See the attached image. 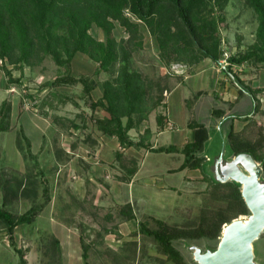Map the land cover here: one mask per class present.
I'll use <instances>...</instances> for the list:
<instances>
[{
	"label": "rangeland",
	"instance_id": "obj_1",
	"mask_svg": "<svg viewBox=\"0 0 264 264\" xmlns=\"http://www.w3.org/2000/svg\"><path fill=\"white\" fill-rule=\"evenodd\" d=\"M210 8L212 9L213 17H223V20L218 23L222 59L220 64L210 61L216 69L220 71L222 68L221 70H223L221 73H224V79L220 80L219 88H224L227 83L229 85L224 90H221L220 93H212V96H206L197 105L196 109L193 108L196 105V93L186 102L188 103L189 113L188 122L196 119L198 122L205 124L209 130V140L204 154L210 157V160L205 164V173L209 178L216 181L214 177L216 158L224 151L225 159L229 160L228 157L231 151L227 146L225 135L228 131V123L225 124L226 119H220L214 114L215 109L225 111V118L236 116L233 125L234 132L242 140L255 143L259 147V152L264 155V64L249 61L236 66L230 65L229 62V59L234 55L250 51L257 42L258 16L249 7L246 0H229L224 5V8L218 6L217 1L212 0ZM141 30L144 36L143 48L133 53V68L139 71L152 86V97H154V100L162 101V104L150 114L149 121H152L153 125H155L154 120L166 114L165 99L167 92L172 87L183 83L186 75L198 74L201 77L204 70L210 69L212 66H205L203 61L195 66L172 63L168 67L160 58L156 39L150 35L145 25L141 24ZM113 33L117 42L124 39L127 40L129 37L125 29L117 22H115ZM91 34L98 40L104 41L105 39L103 31L96 26L91 30ZM35 62L40 63L33 66H22L21 70L9 65L8 62L0 60V93L3 90L1 81H4V86L6 87L8 80L5 70H9L13 72L14 77H22V85L13 87H17V93L24 96V100H22L24 104L20 107L24 111L29 112L32 117L39 119L37 122L38 126L49 127L53 117L66 116L68 120L66 122V131L58 132L60 133L58 135L60 147H69L70 141L74 142L76 140V135L71 131L74 124L81 127L80 133H76L81 135L78 136L82 137L84 141L99 135L95 119L107 114L103 109L93 111L91 104L101 97V87L90 97L85 95L81 84L53 88L51 86L52 82L57 76L65 74V69L57 66L50 57L43 58L42 61L35 59ZM96 67V64L88 60L85 55L78 54L71 64V71L76 77L109 78L106 74L96 75ZM177 72L183 74H177ZM209 72L212 73L211 70ZM229 72L235 74L237 80H232V75ZM195 80L196 78L193 79L194 83ZM205 80L207 82L206 89L210 88L211 84L209 85V83L212 78L207 76ZM193 82L188 80L185 84L186 89L189 90V88L194 87ZM238 83H240L241 88L248 91L262 90L255 96L257 108L252 97L240 91L237 86ZM228 87L229 90H227ZM17 93L14 92L13 94L17 95ZM28 93L36 96L37 99L31 101L29 97H26ZM2 96L3 93L0 94V105L2 104ZM54 107H57V109ZM49 108H53V110ZM46 111L48 115L45 114ZM174 111L175 109H173V114ZM246 117H248L249 121ZM12 119V129L0 135V152H3V148L6 149V153L3 152L4 162L0 160V169L2 168L0 170L2 171L0 173V206L6 201V190L4 191L2 185L6 181L12 182L14 177H19L14 176V173L22 174L21 177L26 179V183L28 175H30L31 180L36 179L34 196L38 193L36 201L32 199L33 196L25 198L21 195L8 204L7 209L19 215L29 210L33 205L42 204L45 201V197L43 195V186L39 177L36 176L33 160L28 157L31 149L30 143L26 142L23 133L21 134L22 131L19 130L20 122L17 119V115ZM220 125L221 130L219 128ZM26 130L25 134L27 137L38 141L41 135L39 130ZM178 132H182V127H180ZM45 134L49 135L47 131ZM19 138L21 145L17 147L18 153L16 154L15 140ZM80 141L79 138L78 143ZM159 142L161 146L166 144L163 137L160 138ZM45 145L47 144H43V150L46 148ZM87 149L82 146V149L80 150L79 148L77 152L82 156H86ZM30 152L32 153V150ZM167 155L166 153H161L147 156L146 162L148 165L146 168L154 169L155 174H160L165 184L176 186L177 189L175 192L172 190L162 191L158 201L155 199L156 192L153 190L152 192L155 195H152V200L156 202L147 209H142L135 204L136 218L138 221H143V216L150 214V216H154L156 219L165 221L175 227L184 229L196 228L204 212L219 207V195L224 194L226 190L220 189L219 195H216L214 188L206 180L192 178L180 184L183 174L176 173L173 176H168L167 173L164 174L163 171H160L161 169L153 168L158 162H161V168L177 169L183 161L181 156L179 157V162L175 155L172 158H167ZM39 161L41 170L43 168L45 171L48 170L46 174L48 173L49 175L47 178L49 177L52 202L41 211L38 219L33 224L23 225L16 229L15 242L19 249L25 251L27 264H173L167 261V257L161 253L158 245L151 238L144 237L141 234L132 235V229L135 227L130 223L121 222V218L117 214L128 199L124 197L123 186L117 184V180L112 177V174H109L104 184L103 182H92L91 184L86 181L85 177L82 178L85 170L83 172V169L79 167L76 169L73 164L71 168L70 165L67 166L70 174L64 175L65 169L62 166L55 169L56 166H54L53 162H49L45 153L39 158ZM40 164L43 166L41 167ZM3 165L6 169L2 167ZM76 170L81 172V177ZM153 180L151 179L150 181ZM249 216H240L235 220L240 219L247 222L250 219ZM230 224L223 225L219 242L224 229ZM149 225L150 227L155 226L152 221H150ZM56 239L59 241L58 245L55 244ZM258 241L257 245L254 244V250H256L255 261L257 264H264V232ZM185 242V245L182 242H176V245L179 244L177 248L189 262H195L194 250H191V247H198L203 252H206L210 250L207 245L215 243L206 239ZM84 246H87L86 259L84 258L86 252ZM18 261V254L9 244L5 226L0 223V264H18Z\"/></svg>",
	"mask_w": 264,
	"mask_h": 264
},
{
	"label": "trees",
	"instance_id": "obj_2",
	"mask_svg": "<svg viewBox=\"0 0 264 264\" xmlns=\"http://www.w3.org/2000/svg\"><path fill=\"white\" fill-rule=\"evenodd\" d=\"M215 1L218 6L224 8L229 0ZM210 3L212 0H0V60L21 69L22 66L40 63H34L35 59L42 61L43 58L50 57L57 66L66 71L52 82L53 88L81 84L85 95L90 97L101 87V97L92 102L91 109L93 111L103 109L107 115L95 119L96 128L102 135L117 138L121 150L117 152L116 158L122 166L126 162L130 165L118 179L130 182L137 172V163L134 158L125 157L127 149L145 148L156 153L177 152L174 147L153 148L143 140L135 142L129 136L130 130L147 121L152 111L162 104L161 100H154L152 86L133 68V53L143 48L141 24L145 25L150 35L156 39L160 58L168 67L172 63L195 66L206 59L220 64L222 52L218 23L223 17L212 16ZM246 3L258 16L257 42L250 51L231 57L230 65L239 66L249 61L264 64V0H246ZM115 22L125 29L129 35L127 40L117 42L113 33ZM94 26L103 31L104 41L91 34ZM78 54L85 55L96 64V75L106 74L109 78L74 76L71 64ZM5 73L8 75L6 83L8 89L22 85V77H14L13 72L9 70H5ZM229 73L237 80L235 74ZM238 86L240 91L249 94L253 101L257 102L255 96L262 90L248 91L241 88L240 83ZM30 95L31 101L37 99L36 96ZM214 114L220 119H226L225 124L228 123L225 135L231 156L251 155L261 164L264 179V155L259 152V147L255 143L242 140L234 132L236 116L225 118V111L220 109H215ZM164 119L165 115L157 117L161 127L164 126ZM74 127L80 128L77 124H74ZM188 127L194 130V138L182 151L185 159L180 170L201 171L203 180L212 185L216 195H219L220 189H225L224 194L219 195V207L204 212L198 227L192 229L175 227L150 215L143 216L144 220L137 222L130 204L122 205L117 214L121 222H128L135 227L132 229V235L141 234L151 238L161 253L167 257V261L173 264H197L185 259L176 242L185 245V241L206 239L215 242L213 245H207L210 250L215 251L223 225L230 224L240 216L251 214L242 196L240 184L234 181L220 183L205 173L208 157L204 151L209 140L206 125L193 119L188 122ZM10 129L12 104L5 100L0 105V135L9 132ZM24 138L29 143L25 135ZM28 157L33 160L36 176L43 186L45 201L33 205L19 215L8 210V204L21 195L25 198L33 196L32 199L35 201L38 196V193L34 196L36 179L31 180L30 176H27L26 183L22 175L14 173L13 175L19 176L20 179L14 177L12 182L6 181L2 185L4 191L6 190V201L0 206V223L5 226L10 246L18 254V264H27V260L25 251L16 245V229L33 224L41 211L52 202L46 172L41 170L38 160L33 157L30 150ZM150 221L154 222V227H150ZM258 242L257 240L255 245ZM55 244H59L58 239L55 240ZM84 250L86 259L87 246H84Z\"/></svg>",
	"mask_w": 264,
	"mask_h": 264
},
{
	"label": "crops",
	"instance_id": "obj_3",
	"mask_svg": "<svg viewBox=\"0 0 264 264\" xmlns=\"http://www.w3.org/2000/svg\"><path fill=\"white\" fill-rule=\"evenodd\" d=\"M208 60H204V65L205 66L210 65L212 67L210 69L204 70V72L202 73L203 75L201 76L202 78L198 74H194L191 76L186 75L184 77L183 83L172 87V89L167 92L166 99H165L167 111L165 114V119L163 120L164 121L163 127H161L158 124L156 119L154 120L155 125H153L152 121H149L151 117L150 116L149 119L147 121H144L138 128H134L130 130L129 132L130 138L135 142H139L143 140L145 144H150L153 146V148L174 147L177 149V152H171V153L162 152V153L168 154L167 158H172L175 156L178 159L180 156L183 158L182 163L177 169L176 168H170V169L165 168L164 169V167L161 168V162H158L153 168H156V169L158 168V170L161 169L160 171H163L164 174L167 173L168 176H173L176 173L183 174V178L180 184H182V182L184 181H189L192 178H199L200 180H203V175L201 171L199 170H189V169H185L182 171L180 170V167L184 163V159H185V156L182 154V151L187 144L193 141V138H194V130L188 127L189 113H188V103L186 101L190 99V97H192L196 93L197 94L196 95V105H194L193 107L194 109H196L197 105L206 96L208 97L212 96V93H220L221 90H224L229 85V83H227L224 88L223 87L219 88L220 80L224 79L223 77L224 73H221V71L223 70H221L222 69L221 68L219 71V69H216L214 65L211 63V61L210 60L208 61ZM209 70H211L212 73L210 72L208 73ZM177 74H183V73L177 72ZM207 76L212 78V80L209 83V85L211 84V87L206 89L207 82L205 79ZM194 78H196L195 83L193 82ZM0 79H1V76H0ZM188 80H190V82H193V85H194V87L189 88V90L186 89L187 87L185 85ZM232 80H235V79L232 77ZM1 84L3 85V88H2L3 90L1 92L3 93V96H2L1 102H4L6 99L11 102L12 118L16 117L17 115V119L20 122L19 130L22 131L21 134L23 133L26 136L25 134L26 129H29L30 131L32 129H37L41 133L38 141H34L26 136L31 146L30 150H32V153H33L31 154L33 155V157H35V159L38 160L39 163H40L39 158H41L45 153V155L49 159V162H53L54 166H56L55 169H57L59 166H62V168L65 169L64 175L70 174L69 171L67 170L68 168L67 166L70 165V168H71L73 164L74 166H76V169H78L79 167L80 169H83V172L85 170L82 178L85 177L86 181L91 184L92 182L94 183L103 182L104 184L106 183L105 179L109 177V174H112V177L117 180V184H120L121 186H123L122 188L125 191L124 197L127 198L128 201H126L124 205L130 204L133 207L135 215H136V212L134 209L135 204L136 206H139L142 209H147L148 207L152 206L153 203L158 201V197L162 195L161 194L162 191L172 190L175 192V190L177 189L176 186H170V185L165 184L164 180L160 177V174H155L154 169L146 168L148 165L146 162L147 156H150L151 154H161V153L152 152L145 148L127 149L125 151V157L127 158L132 157L136 160L137 172L135 173L133 178L130 180V182H122L118 179V177L122 176L124 171H126L127 168H130L129 167L130 165H128V163L126 162L122 166L120 162L118 161V159L116 158L117 152L121 150V147H120V144L117 138L102 135L98 131L99 135L95 136L93 139L88 138L89 141L88 140L84 141L82 137H79L81 135L76 133V132L80 133L81 127L79 129H75V127H73L71 131L74 132V134L76 135V140L74 142L70 141L71 144L69 147L68 146L60 147L59 146L60 141L58 140L59 138L58 135H60V133L58 132L66 131V128H67L66 122L68 121L66 116L53 117L51 123L49 124V127H45L44 125L38 126L37 122L39 121V119L37 120L36 118L32 117L29 112L24 111L23 108L20 107L22 106V104H24V102L22 101L24 100V96L21 95L20 93L19 94L17 93V87H12L8 89L7 87L4 86V81H1ZM227 90H229V87L227 88ZM14 92H16L17 95L13 94ZM26 97H29L30 99L32 98L30 93L26 94ZM214 97H215V94H214ZM54 108L57 109V107H54ZM49 109L53 110V108H49ZM173 109H175L174 114H173ZM45 114L48 115L47 111ZM104 116L105 114H103L100 117H104ZM63 121L64 123H62ZM180 127H182V132H178ZM219 128L221 130L220 126ZM46 131H47V134L49 135L45 134ZM162 137L166 144L161 146L159 141H160V138ZM79 138L81 140L80 143H78ZM15 143H16L15 153L17 154L18 153L17 147H20V138L15 140ZM43 144H47L45 145L46 148H44V150H43ZM82 146H85L86 148H88L86 150V156H82L81 154L77 152L79 148L80 150L82 149ZM5 151L6 149L3 148L4 153H6ZM3 152L2 153L0 152V160L2 162H4ZM40 152L41 154H39ZM234 158L235 157H232L231 154L228 157L229 161ZM208 160H210V157H208ZM179 162H180V159H179ZM42 166L43 165H41V167ZM2 167L6 169L4 165ZM76 171L81 177L82 175L81 172H79V170H76ZM45 172H48V170H46ZM0 173H2V171H0ZM74 174L76 175V173ZM46 175L49 176L48 173ZM0 177H1V174H0ZM149 179L150 180L154 179V180L150 181ZM153 190H155L156 195L154 194V192H152ZM153 194L156 197L155 199H157L156 201L152 200ZM122 223L129 224L128 222H122Z\"/></svg>",
	"mask_w": 264,
	"mask_h": 264
},
{
	"label": "water",
	"instance_id": "obj_4",
	"mask_svg": "<svg viewBox=\"0 0 264 264\" xmlns=\"http://www.w3.org/2000/svg\"><path fill=\"white\" fill-rule=\"evenodd\" d=\"M214 170L216 181H234L241 185L250 219L247 222L235 220L228 225L215 251L203 252L198 247H191L194 261L197 264H257L254 244L264 232L263 169L249 154L238 155L229 161L222 151L216 158Z\"/></svg>",
	"mask_w": 264,
	"mask_h": 264
},
{
	"label": "built area",
	"instance_id": "obj_5",
	"mask_svg": "<svg viewBox=\"0 0 264 264\" xmlns=\"http://www.w3.org/2000/svg\"><path fill=\"white\" fill-rule=\"evenodd\" d=\"M224 67V66H223Z\"/></svg>",
	"mask_w": 264,
	"mask_h": 264
}]
</instances>
